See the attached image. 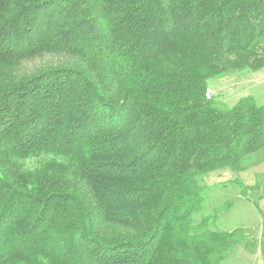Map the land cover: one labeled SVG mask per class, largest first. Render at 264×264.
<instances>
[{"label": "trees", "instance_id": "trees-1", "mask_svg": "<svg viewBox=\"0 0 264 264\" xmlns=\"http://www.w3.org/2000/svg\"><path fill=\"white\" fill-rule=\"evenodd\" d=\"M52 53L68 59L21 71ZM263 68L264 0H0V264H221L255 248L196 216L205 175L264 152V102L223 105L209 81ZM233 182L246 195L264 173Z\"/></svg>", "mask_w": 264, "mask_h": 264}, {"label": "rangeland", "instance_id": "rangeland-1", "mask_svg": "<svg viewBox=\"0 0 264 264\" xmlns=\"http://www.w3.org/2000/svg\"><path fill=\"white\" fill-rule=\"evenodd\" d=\"M67 59L65 55L56 53L38 55L21 63L20 69L24 73L30 72L44 65L62 63ZM209 86L207 94H213L223 105L232 106L245 96H253L257 102H264V68L251 72L234 71L222 78L211 79ZM255 159L259 161L251 164L240 176L229 170H218L203 178L206 186L205 202L204 208L196 216V223L202 216H210L209 228L212 230L228 231L243 227L247 239L257 242L255 248L246 247L244 243L238 244L228 252L226 260L221 264H264V212L261 211L264 197L257 200L258 205L255 204L257 195L264 191V187L243 195L240 193V185L233 182L238 178L246 186L253 185L256 175L264 173V152ZM24 163L27 167L35 165L32 158H27Z\"/></svg>", "mask_w": 264, "mask_h": 264}, {"label": "crops", "instance_id": "crops-1", "mask_svg": "<svg viewBox=\"0 0 264 264\" xmlns=\"http://www.w3.org/2000/svg\"><path fill=\"white\" fill-rule=\"evenodd\" d=\"M261 206H262V204H261ZM263 207V208H262ZM261 207V211H263L264 212V205ZM226 264V263H225ZM230 264V263H229Z\"/></svg>", "mask_w": 264, "mask_h": 264}]
</instances>
